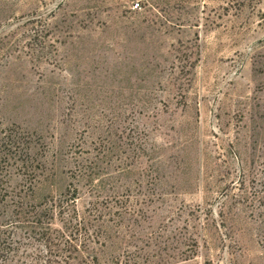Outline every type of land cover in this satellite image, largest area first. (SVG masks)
Masks as SVG:
<instances>
[{
  "label": "rangeland",
  "instance_id": "1",
  "mask_svg": "<svg viewBox=\"0 0 264 264\" xmlns=\"http://www.w3.org/2000/svg\"><path fill=\"white\" fill-rule=\"evenodd\" d=\"M0 223V264H264V0H0Z\"/></svg>",
  "mask_w": 264,
  "mask_h": 264
},
{
  "label": "trees",
  "instance_id": "2",
  "mask_svg": "<svg viewBox=\"0 0 264 264\" xmlns=\"http://www.w3.org/2000/svg\"><path fill=\"white\" fill-rule=\"evenodd\" d=\"M55 209L56 208H54V206L45 207L44 212L42 214H40V216H38L39 218L35 217L36 220L33 221L40 228V235H41L40 238L46 239V243H49V246H51V247H49V249L52 248V245L54 244L53 241L50 239L51 232L53 233V230L51 228L52 223L49 220H51V221L54 220L55 215H56ZM59 211H61V210H59ZM59 213L61 215V212H59ZM9 227H13V224L12 223H9V224H1L0 223V262L7 260L9 258L8 254L11 251V249L8 246V243L2 238L3 229L9 228ZM66 230H67V228H66ZM74 230L75 229L72 228V231L70 232V234L67 235V237L69 238V241L67 240L66 242L69 244L70 247L73 246L72 245L73 239H76V236H75V238H73V237L78 232V231H76V233H75ZM76 241H78V240H76ZM53 247H55V245H53ZM45 263L46 264H52V262H50V260L45 261Z\"/></svg>",
  "mask_w": 264,
  "mask_h": 264
},
{
  "label": "built area",
  "instance_id": "3",
  "mask_svg": "<svg viewBox=\"0 0 264 264\" xmlns=\"http://www.w3.org/2000/svg\"><path fill=\"white\" fill-rule=\"evenodd\" d=\"M135 7H136V8H139V7H140V4H139V3H137Z\"/></svg>",
  "mask_w": 264,
  "mask_h": 264
}]
</instances>
